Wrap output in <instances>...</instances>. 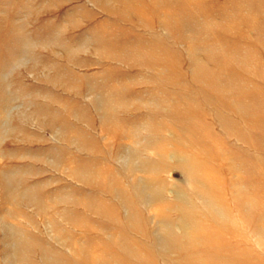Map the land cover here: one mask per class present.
<instances>
[{"label": "rangeland", "instance_id": "obj_1", "mask_svg": "<svg viewBox=\"0 0 264 264\" xmlns=\"http://www.w3.org/2000/svg\"><path fill=\"white\" fill-rule=\"evenodd\" d=\"M0 264H264V0H0Z\"/></svg>", "mask_w": 264, "mask_h": 264}]
</instances>
